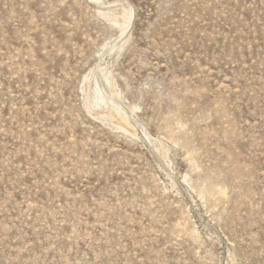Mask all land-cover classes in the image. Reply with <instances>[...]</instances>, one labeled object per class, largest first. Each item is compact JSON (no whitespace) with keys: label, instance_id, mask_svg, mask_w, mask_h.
Wrapping results in <instances>:
<instances>
[{"label":"rangeland","instance_id":"obj_1","mask_svg":"<svg viewBox=\"0 0 264 264\" xmlns=\"http://www.w3.org/2000/svg\"><path fill=\"white\" fill-rule=\"evenodd\" d=\"M0 264H264V0H0Z\"/></svg>","mask_w":264,"mask_h":264},{"label":"bare ground","instance_id":"obj_2","mask_svg":"<svg viewBox=\"0 0 264 264\" xmlns=\"http://www.w3.org/2000/svg\"><path fill=\"white\" fill-rule=\"evenodd\" d=\"M125 16L123 15L122 16V18H124ZM119 18V17H118ZM130 18V17H129ZM117 20V19H116ZM123 20V19H122ZM117 23H119V22H117ZM125 43V42H124ZM115 118H116V116H114ZM115 120V119H114ZM117 120V119H116ZM118 121H120V120H118ZM123 121V120H122ZM118 126H120L121 127V124H119V123H116ZM124 125H126V124H124ZM123 127V126H122Z\"/></svg>","mask_w":264,"mask_h":264}]
</instances>
